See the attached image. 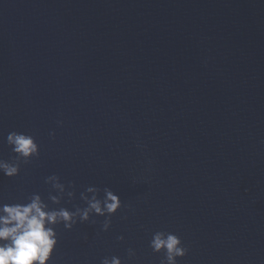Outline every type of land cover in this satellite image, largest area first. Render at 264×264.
<instances>
[{
    "label": "water",
    "instance_id": "1",
    "mask_svg": "<svg viewBox=\"0 0 264 264\" xmlns=\"http://www.w3.org/2000/svg\"><path fill=\"white\" fill-rule=\"evenodd\" d=\"M11 131L40 157L0 201L55 174L68 208L87 186L124 205L108 232L59 226L55 264H160L161 230L178 264H264V0H0V158Z\"/></svg>",
    "mask_w": 264,
    "mask_h": 264
},
{
    "label": "clouds",
    "instance_id": "2",
    "mask_svg": "<svg viewBox=\"0 0 264 264\" xmlns=\"http://www.w3.org/2000/svg\"><path fill=\"white\" fill-rule=\"evenodd\" d=\"M50 136L54 138L55 133ZM5 143L12 158H0V174L9 179L19 176L22 166L40 157V146L33 134L11 131ZM44 182L49 186L47 198L34 192L17 201H0V264H55L59 226L72 231L77 224H95L94 217H101L104 219L100 231L108 232L111 218L124 207L120 196L111 188L87 186L79 192L83 206L68 208L65 203L77 198L75 184H65L55 174L47 176ZM117 240L122 242L124 237ZM149 247L154 254L162 256L160 264H178L189 251L177 234L165 230L152 234ZM135 256V250L129 248L128 261ZM100 264H126V261L112 255L104 257Z\"/></svg>",
    "mask_w": 264,
    "mask_h": 264
}]
</instances>
